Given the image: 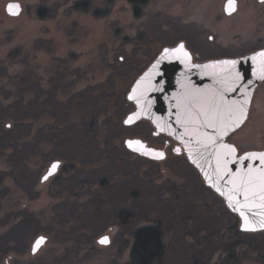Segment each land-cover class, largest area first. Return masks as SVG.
<instances>
[{
	"label": "rangeland",
	"instance_id": "374dc122",
	"mask_svg": "<svg viewBox=\"0 0 264 264\" xmlns=\"http://www.w3.org/2000/svg\"><path fill=\"white\" fill-rule=\"evenodd\" d=\"M82 1L0 0V264H126L134 232L155 224L163 228L160 264H262L264 231L235 239L238 218L187 160L155 163L129 152L126 139L158 140L147 123L122 122L132 110L127 93L164 47L183 42L199 62L264 49V1L236 0L226 16L228 0H148L139 18L127 0H92L87 11ZM10 2L21 5L18 17L6 15ZM19 100V108L35 102V119L9 117ZM54 103L62 114H52ZM60 132L90 136L103 159L56 156L64 146L47 139ZM227 142L238 154L264 150V81ZM14 150L28 158L15 160ZM54 161L57 174L41 183ZM91 173L96 181L85 179ZM129 209L132 217L116 218ZM105 235L110 243L101 246ZM38 236L47 241L30 256Z\"/></svg>",
	"mask_w": 264,
	"mask_h": 264
},
{
	"label": "water",
	"instance_id": "95a60500",
	"mask_svg": "<svg viewBox=\"0 0 264 264\" xmlns=\"http://www.w3.org/2000/svg\"><path fill=\"white\" fill-rule=\"evenodd\" d=\"M227 3L223 7L224 14L231 16L237 10V2L235 0V11H230ZM9 4L19 5L18 14L8 11ZM21 11L18 2L5 6L9 17H18ZM181 44L190 59L183 53L172 51ZM165 49L169 50L168 53ZM261 52L264 49L241 57L196 64L183 42L164 47L127 93L126 100L133 110L122 122L124 127H131L140 121H148L155 134H165L178 143L204 185L218 195L227 210L238 218V229L243 233L264 231V160L249 155L264 153V150L238 154L237 148L228 143L227 138L246 122L254 92L264 81V57L258 55ZM232 61L236 62L234 66L225 63ZM133 95L136 98L129 99ZM130 117L131 122H126ZM130 141H140V144L132 143L130 146ZM124 147L149 160L165 159L163 151L149 147L141 139H126ZM53 164H58L54 170ZM59 167V161L52 162L40 182L54 177ZM105 236L97 240L99 245H109V237L108 243H100ZM41 237L43 242L36 247ZM46 241L44 236L36 237L29 255L34 256Z\"/></svg>",
	"mask_w": 264,
	"mask_h": 264
},
{
	"label": "trees",
	"instance_id": "16d2710c",
	"mask_svg": "<svg viewBox=\"0 0 264 264\" xmlns=\"http://www.w3.org/2000/svg\"><path fill=\"white\" fill-rule=\"evenodd\" d=\"M92 0H83L81 4H79V6L82 7L83 10L87 11L90 8V3ZM109 2L114 1V0H107ZM128 3L131 5L132 8V13L134 15V17L139 18L142 15L143 9L146 7L148 0H127ZM92 105V102L89 103V106ZM19 106H21V101L19 100L17 103H14L13 107H12V112L8 115H10L9 117H13V119H15L17 122H20L21 120H25L28 118H33L35 119L36 115V109L35 106V102L32 101L31 103H29L28 105L19 108ZM131 107V106H130ZM39 108H41V110L43 111V106L40 105ZM7 110V109H6ZM9 110V109H8ZM7 110V111H8ZM60 112L58 105H56V103H54L52 105V114L57 115ZM65 112V110H64ZM124 112H128V109H124ZM62 114V112H60ZM91 115V114H90ZM11 117V118H12ZM62 116H60L59 118H61ZM14 120V121H15ZM59 123L61 124L62 119H58ZM28 130V129H27ZM59 131V130H58ZM17 134L20 136L22 133L19 131L17 132ZM25 134H28V132H26ZM8 141H10L12 139V136H9L6 134ZM67 135H62V133H58L57 135L53 134L49 137L50 139H47V141H51V140H55L57 142L58 146H64L63 150L59 153L55 152L56 156L67 160L68 162H75L77 161L78 163H81L83 165H87V164H92L94 160H101L103 159L104 156V152H100L99 150L96 149V147L94 146L95 144L92 143V138L90 136L87 135V138L84 137V139L79 140L77 137H66ZM5 141L1 140L0 141V149L2 147H5L7 145V143H5ZM15 151V150H14ZM16 156L15 160L18 161V159H20L22 157L23 161H25V159H27L28 154L27 151H23V152H16ZM106 158V157H105ZM21 159V160H22ZM22 161V163H23ZM21 168V167H20ZM24 167H22V169H19L21 171H19V175L23 174L24 177V173L26 172L25 169H23ZM94 174H90V176L85 177V179L88 180V178L91 180H95L97 179V176ZM5 174L0 173V186L2 185V182L4 180ZM27 177V174L26 176ZM75 180H73L74 183H77V186H80L82 181L81 180H85L83 178L82 175H78L76 178H73ZM77 179V180H76ZM89 180V181H90ZM3 196V192L0 191V198ZM133 213L129 210H125V211H119L117 212L116 218L121 220V221H126L128 219V217H132ZM243 233L239 232L238 230H236V235L234 236L235 239L237 238V236L239 237L240 235H242ZM14 237V236H13ZM19 237V236H18ZM17 238V237H16ZM162 238H163V228H161V226L159 224H155L149 227H145V228H140L137 229L134 232L133 235V246L130 250V255H129V261L126 264H160V259L162 258L163 252H164V246L162 243ZM18 240V238H17ZM239 240V238H238ZM20 241V240H19ZM229 252H233V247H231V249L229 250ZM233 256V255H232ZM228 261V260H225ZM262 264H264V261H261ZM202 263V262H201ZM191 264H200V260H195L192 261Z\"/></svg>",
	"mask_w": 264,
	"mask_h": 264
},
{
	"label": "flooded vegetation",
	"instance_id": "af4514ba",
	"mask_svg": "<svg viewBox=\"0 0 264 264\" xmlns=\"http://www.w3.org/2000/svg\"><path fill=\"white\" fill-rule=\"evenodd\" d=\"M190 52V51H189ZM191 56H192V62L193 63H203V62H206V61H203V62H199V61H195L194 58H193V55L192 53L190 52ZM158 56V55H157ZM156 56V57H157ZM210 61V60H208ZM130 104V103H129ZM131 105V104H130ZM132 107V110H133V106L131 105ZM131 110V111H132ZM141 122H145L147 123L149 126H150V137L152 139H156V141L158 140V142L156 143L157 145L155 146H152L150 145L148 142L145 141V143H147V145L151 148H154L156 150H161L163 151L164 155H165V159L167 158L168 155H172V156H175V157H183L184 159H186L184 153H183V150L182 148L179 146L178 143H176L173 139H171L169 136L165 135V134H162V133H159V134H155V129L151 126V124L148 122V121H140ZM137 124V123H136ZM228 139V138H227ZM134 154V153H133ZM136 155V154H135ZM138 156V155H136ZM140 157V156H138ZM140 158H143V157H140ZM149 162H155V163H159L161 161H154V160H149V159H146V158H143ZM164 159V160H165ZM162 160V161H164ZM187 160V159H186ZM188 162V161H187ZM189 164V163H188ZM190 165V164H189ZM192 166V165H190ZM193 167V166H192ZM194 169V168H193ZM197 172V171H196ZM198 174V172H197ZM199 175V174H198ZM200 177V176H199ZM225 206V205H224ZM227 209V208H226Z\"/></svg>",
	"mask_w": 264,
	"mask_h": 264
},
{
	"label": "snow or ice",
	"instance_id": "6c2138e0",
	"mask_svg": "<svg viewBox=\"0 0 264 264\" xmlns=\"http://www.w3.org/2000/svg\"><path fill=\"white\" fill-rule=\"evenodd\" d=\"M234 5H235V0H228V3H227V5H226V7H227L230 11H235V6H234ZM18 10H19V5H18V4H9V5H8V11H9L11 14H13V15L18 14ZM168 51H169L168 49H165V53H168ZM172 51H173V52L183 53V56H184V57L190 59L189 54H188L187 52L184 51V45H183V44L179 45L177 49H174V50H172ZM258 55L261 56V57H264V52L258 53ZM255 58H256V57H253V59H255ZM225 63H232L233 66H234L236 62H235V61H232V62H225ZM138 87H139V85H138ZM135 98H136L135 95L129 97V99H135ZM131 120H132V118L130 117L129 120L126 121V122L130 123ZM132 143H135V144H138V145H139V144H140V141H134V142L130 141V142H129V145L131 146ZM141 146H142V145H141ZM230 150H231V151H235L234 148H231ZM159 155H162V153L159 154ZM249 155H251V156H258L259 159L264 160V153H259V154H257V153H250ZM57 167H58V164H53V165H52V169H53V170H54L55 168H57ZM49 175H51V172H49ZM45 179H47V176L45 177ZM245 227H247V225H245ZM42 242H43V237H41V238L36 242V247H39V245H40ZM100 243H102V244H106V243H108V237H106V236L103 237V238L100 240Z\"/></svg>",
	"mask_w": 264,
	"mask_h": 264
}]
</instances>
